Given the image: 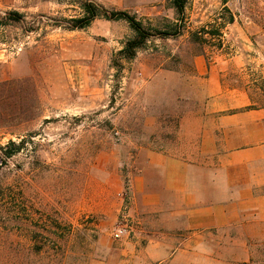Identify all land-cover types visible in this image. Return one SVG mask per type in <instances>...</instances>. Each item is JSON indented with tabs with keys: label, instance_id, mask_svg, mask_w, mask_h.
<instances>
[{
	"label": "rangeland",
	"instance_id": "rangeland-1",
	"mask_svg": "<svg viewBox=\"0 0 264 264\" xmlns=\"http://www.w3.org/2000/svg\"><path fill=\"white\" fill-rule=\"evenodd\" d=\"M84 1L129 14L152 36L130 59L126 21L69 29ZM168 5L0 0V145L24 141L0 166V264H168L148 248L129 177L142 150L179 144L175 100L196 96V56L264 106V0H189L182 16ZM168 20L184 25L181 36L162 35ZM201 30L220 38L191 43L188 32ZM118 226L127 233L115 239ZM216 236L204 240L203 264H264L260 249L247 262L245 235Z\"/></svg>",
	"mask_w": 264,
	"mask_h": 264
},
{
	"label": "crops",
	"instance_id": "crops-1",
	"mask_svg": "<svg viewBox=\"0 0 264 264\" xmlns=\"http://www.w3.org/2000/svg\"><path fill=\"white\" fill-rule=\"evenodd\" d=\"M194 69L196 96L175 100L179 144L139 152L132 211L168 264H203L204 240L215 234L245 235L249 262L257 249L264 254V106L248 87L226 85L218 63L196 56Z\"/></svg>",
	"mask_w": 264,
	"mask_h": 264
},
{
	"label": "trees",
	"instance_id": "trees-1",
	"mask_svg": "<svg viewBox=\"0 0 264 264\" xmlns=\"http://www.w3.org/2000/svg\"><path fill=\"white\" fill-rule=\"evenodd\" d=\"M189 0H169L168 7L173 11L174 16H182L184 14V10ZM83 16L78 19H72L68 21L71 25L68 27L71 30H80L89 26L94 20L103 19L107 21H126L129 25L130 30L133 32L134 37L133 40L128 42L126 49H124V53H127V58L131 59L135 52L141 47L144 41L152 36L149 35L145 29H143L141 23L135 20L134 17L129 16V14L120 11L107 10L103 6L93 2V1H84L79 5ZM10 15V14H9ZM12 17L18 16L17 13H11ZM16 21V20H15ZM232 21V20H231ZM229 21V23H231ZM168 33H162L163 36L168 38H176L183 34L184 25H177L170 20H168V25L166 26ZM220 29V28H219ZM150 30V29H148ZM165 32V31H164ZM189 41L196 45H201L207 42V40L203 37L205 34H208L211 37L217 36L220 38L219 31L206 33L204 30L198 32H188ZM133 52V53H132ZM24 146V141L21 140L18 143L13 141H8L6 145H0V166L5 164L6 160L18 154ZM2 196L0 195V199ZM34 253H38L39 250H31ZM17 257H21L19 255V250L14 251Z\"/></svg>",
	"mask_w": 264,
	"mask_h": 264
},
{
	"label": "built area",
	"instance_id": "built-area-1",
	"mask_svg": "<svg viewBox=\"0 0 264 264\" xmlns=\"http://www.w3.org/2000/svg\"><path fill=\"white\" fill-rule=\"evenodd\" d=\"M125 226H118L115 233H114V238L119 239L124 233H127V229H125Z\"/></svg>",
	"mask_w": 264,
	"mask_h": 264
}]
</instances>
